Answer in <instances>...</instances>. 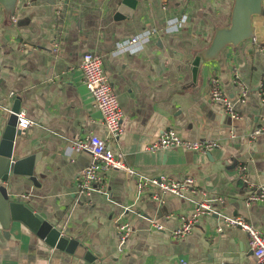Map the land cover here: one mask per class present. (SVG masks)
Masks as SVG:
<instances>
[{"label":"crops","instance_id":"0c3cea01","mask_svg":"<svg viewBox=\"0 0 264 264\" xmlns=\"http://www.w3.org/2000/svg\"><path fill=\"white\" fill-rule=\"evenodd\" d=\"M120 0H17L14 14L0 5V102L35 122L13 143L15 159L36 154L37 183L23 175L4 182L11 200L27 203L45 220L83 243L98 264H254L248 235L222 225L221 215H240L264 234V203L246 204L247 187L236 176L245 165L247 182L264 189V136L247 133L264 122L259 88L264 82V0L253 17L254 36L225 46L193 76L191 62L209 44L214 30L229 23L233 0H142L133 15L115 20ZM163 4L166 5L163 8ZM185 16L182 26L163 30L168 18ZM150 40L134 53L117 43L144 29ZM84 52L98 53L123 111L122 132L111 139L93 98L82 82ZM216 75L234 102L238 119L209 96ZM236 75V77H235ZM9 114L0 108V139ZM173 128L184 139H213L207 153L183 148L150 152L146 146ZM95 133L145 176H192L221 215H202L191 231L172 237L193 203L153 188L138 192L136 176L108 169L107 191L76 193V177L90 164L85 151L69 152V142ZM222 198L223 202L217 199ZM131 226L118 250L115 220ZM153 223H160L158 230ZM0 264H91L48 245L19 221L0 223Z\"/></svg>","mask_w":264,"mask_h":264},{"label":"built area","instance_id":"2783aa9c","mask_svg":"<svg viewBox=\"0 0 264 264\" xmlns=\"http://www.w3.org/2000/svg\"><path fill=\"white\" fill-rule=\"evenodd\" d=\"M166 7L165 4L162 6ZM185 16L180 18H168L165 21L163 30L174 31L182 26ZM157 30L155 28L144 29L140 33L130 38L123 39L117 43V49L134 53L139 51L143 45L148 42ZM80 69L82 72V82L88 89L93 98L96 108L99 110L102 123L107 135L117 140L122 132L121 122L123 111L119 106L117 97L108 76L104 72L101 56L96 52H84L81 56ZM236 77V75H235ZM209 96L211 100L222 105L225 113L232 119H238L239 113L235 110L234 102L223 91L220 80L216 75L210 77ZM259 98L264 102V82L259 88ZM0 108L7 114L13 113L16 116V129L24 133L35 122L29 119L25 112L19 110L14 112L11 108L4 106L0 102ZM264 136V122L254 126L248 133L249 139H255ZM219 143L213 139H184L176 130L169 128L154 141L146 146V150L155 152L157 150L183 148L198 153H207L211 149L218 147ZM69 152L85 151L91 155L89 165L83 167L76 177V193L88 194L91 191L105 193L107 191L106 183L108 182L107 170L118 169L124 171L129 176H136V189L141 192L153 188L152 198L161 202L159 194L172 193L182 199H188L193 203V211L189 217H181L179 225L172 231L174 239H180L188 234L193 225L202 215L219 214L213 208V199L207 195V191L197 185L196 179L190 175L182 179H173L166 175L145 176L137 173L133 168L128 166L120 152L113 151L106 143L105 138L95 133L86 135L84 138H74L69 142ZM236 176L243 182L248 189L246 204L254 202L264 203V189L261 186L247 182L245 165H239ZM223 202L222 198L217 199ZM222 225L217 226L221 231L223 227H236L243 230L248 235L249 248L255 258L254 264H264V234L258 228L253 226L244 217L240 215H221ZM153 226L160 230V223H153ZM114 229L118 240V250L122 251L131 232V226L124 218L118 217L115 220ZM175 264H189L185 259L179 258Z\"/></svg>","mask_w":264,"mask_h":264},{"label":"water","instance_id":"95a60500","mask_svg":"<svg viewBox=\"0 0 264 264\" xmlns=\"http://www.w3.org/2000/svg\"><path fill=\"white\" fill-rule=\"evenodd\" d=\"M139 1L142 0H120L114 19L131 17ZM16 2L17 0H0V5L14 14ZM262 2L263 0H233L229 23L216 27L206 48L194 56L191 62L194 77L200 65L217 55L225 46L237 45L246 39L253 38L252 21L254 16L262 13ZM11 110L14 112L20 110L18 99H15ZM20 134L21 132L16 129V116L11 113L0 139V223L2 227L7 228L11 221H19L44 239L48 245L65 250L91 264H98L96 257L83 243L63 233L60 227L45 220L27 203L9 198L8 190L4 185L9 175H23L33 183H37L34 175L37 155L30 154L15 159L12 154L14 138Z\"/></svg>","mask_w":264,"mask_h":264}]
</instances>
